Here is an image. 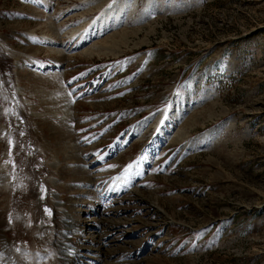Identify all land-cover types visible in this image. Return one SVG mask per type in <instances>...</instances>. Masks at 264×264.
Returning a JSON list of instances; mask_svg holds the SVG:
<instances>
[{"label":"rangeland","instance_id":"1","mask_svg":"<svg viewBox=\"0 0 264 264\" xmlns=\"http://www.w3.org/2000/svg\"><path fill=\"white\" fill-rule=\"evenodd\" d=\"M60 213L76 262L264 264V0H0V264Z\"/></svg>","mask_w":264,"mask_h":264},{"label":"bare ground","instance_id":"2","mask_svg":"<svg viewBox=\"0 0 264 264\" xmlns=\"http://www.w3.org/2000/svg\"><path fill=\"white\" fill-rule=\"evenodd\" d=\"M123 39V38H122ZM118 48L119 46L117 45V43H113L111 46H110V48L113 50V48ZM81 157V156H80ZM82 157H85L84 156V154L82 153ZM80 176V175H79ZM57 177H58V175H57ZM53 178H56V176L55 177H53ZM78 178V177H77ZM52 186L53 187H56V186H54L53 184H52ZM6 190L4 189V188H2V193H4ZM117 198L116 199H118V196H116ZM116 199H114V200H116ZM111 201H113V200H111ZM29 202V201H28ZM31 203V202H30ZM105 203H106V206L107 207H112L113 205H116V204H108V199L105 201ZM24 206H25V204H24ZM28 207V206H27ZM91 212H93V215H97V211L93 208L92 210H91ZM61 214V213H60ZM63 215V214H62ZM22 216V215H21ZM65 216V215H64ZM20 217V216H19ZM34 217H38L37 216V214L36 215H34ZM39 218V217H38ZM14 219H16V217L14 218ZM68 219H70V218H68ZM67 219V216H65V218H63V216H61V229L59 230V234H53V237L52 238H50V235H49V232H43L42 233V239L46 242V243H49V244H52V248L53 247H57L58 249L57 250H54V251H52L53 253H56V252H58L57 253V256H55V255H49L47 258H45L44 259V261H43V264H63V261L67 258V255H65V253L67 252V248L68 247H70L68 244H67V242L65 241V239H66V233H71V234H74L75 232V230L74 229H72L71 227H72V225L73 224H71V221L70 220H68ZM18 221H20V220H18ZM93 222H97V221H93ZM22 223L25 225V222H24V220H22ZM100 223H102V221L101 222H99L98 221V225L100 226ZM78 224H80V223H78ZM77 224V225H78ZM80 225H82V224H80ZM16 226V225H15ZM79 226V225H78ZM21 227V226H20ZM92 228L91 229H88V231H87V233H88V235H90L91 237H89V238H91V241H89V242H86L85 244H88V246H83V247H89V248H92V249H96L95 248V245H94V243H95V241H96V239H97V241H100L101 243H102V239H99V237L98 238H95V239H93V235L92 234H94V232H95V230H97V226H91ZM101 227V226H100ZM33 228V227H32ZM47 228H49V227H47ZM46 228V229H47ZM80 229H81V227H80ZM53 230V229H52ZM55 230V229H54ZM53 230V231H54ZM43 231H44V229H43ZM34 234H35V232H34ZM85 234H86V232H85ZM29 237H31L30 235H28ZM36 236H39V235H36ZM36 236L35 235H33L32 236V238H31V241H33V242H41L42 240L41 239H38V238H36ZM81 238L82 239H84V238H87V235H86V237H82L81 236ZM88 240V239H87ZM65 241V242H64ZM70 241L72 242V243H74L75 244V241L72 239V236H70ZM94 241V242H93ZM44 242H42V244H43ZM41 244V245H42ZM49 247H51V246H49ZM102 247H104V246H102ZM52 248H50V249H52ZM75 248V247H74ZM78 247H76V249H77ZM101 248V247H100ZM100 248L98 249V251L100 250ZM56 251V252H55ZM81 252H83V251H81ZM19 253H20V251H19ZM70 253V252H69ZM86 253H87V255H84V256H86V257H84L83 256V260H87L88 262H84V261H82V262H80V261H78L80 264H105V260H106V258L105 259H101L102 257H103V255L102 254H96V252H92V251H90V252H88V251H86ZM21 254V256L23 257V254L22 253H20ZM88 254H91L93 257H94V260L93 259H91L89 256H88ZM106 255V254H105ZM21 256H20V258H21ZM25 257V256H24ZM101 260H102V263H101ZM16 261V260H15ZM74 264L72 261H68L67 263H65V264ZM11 264H14V263H11Z\"/></svg>","mask_w":264,"mask_h":264},{"label":"snow or ice","instance_id":"3","mask_svg":"<svg viewBox=\"0 0 264 264\" xmlns=\"http://www.w3.org/2000/svg\"><path fill=\"white\" fill-rule=\"evenodd\" d=\"M69 95H71V93H69ZM137 167H138V164L136 165ZM133 165H128V168L127 169H125V176L124 177H118L117 179H123V180H125V181H127L128 180V176H129V173H130V171L133 169ZM46 211H48V210H46Z\"/></svg>","mask_w":264,"mask_h":264}]
</instances>
